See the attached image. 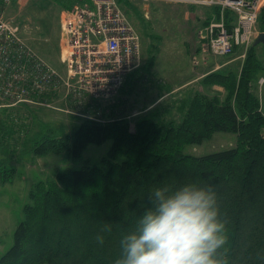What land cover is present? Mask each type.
I'll return each mask as SVG.
<instances>
[{"label": "trees", "instance_id": "16d2710c", "mask_svg": "<svg viewBox=\"0 0 264 264\" xmlns=\"http://www.w3.org/2000/svg\"><path fill=\"white\" fill-rule=\"evenodd\" d=\"M74 3L62 0L59 6L66 10ZM48 30L43 22V34ZM261 68L249 54L238 77L209 73L203 84L222 86L227 99L221 103L204 94L185 98L179 122L147 115L131 130L118 119L106 124L84 121L71 142H35L29 152L36 156L65 151L74 158L89 145H111L100 165L64 169L32 187L0 264H112L121 235L135 226L149 189L187 180L215 188L227 220L229 264H264V106L260 110L257 81ZM3 125L0 120V128ZM217 132L233 134L235 146L202 156L184 153L185 147L201 145ZM13 175V168L0 165V185L11 182ZM97 233L104 235L103 244L97 242Z\"/></svg>", "mask_w": 264, "mask_h": 264}, {"label": "rangeland", "instance_id": "374dc122", "mask_svg": "<svg viewBox=\"0 0 264 264\" xmlns=\"http://www.w3.org/2000/svg\"><path fill=\"white\" fill-rule=\"evenodd\" d=\"M61 2L25 0L23 5L11 0L5 13L8 20L21 26L24 44L58 75L64 72L60 61V18L64 12L59 6ZM119 5L140 36L141 60L126 76L112 100L72 101L58 86L59 77L56 76L55 89L50 93L31 96L28 101L14 106H3L6 103L0 101V120L4 122L0 128V165L14 170L11 182L0 185V257L12 245L14 230L22 219V208L29 202L28 193L32 187L40 181L54 179L64 169H79L84 164L100 165L111 145V141L89 145L80 157L74 158L65 151L36 156L29 152L35 142L46 138H68L71 142L73 133L84 121L106 124L118 119L131 130L137 120L147 115L156 121L173 119L179 122L178 109L185 98L204 94L224 102L227 99L225 89L216 84L205 86L203 79L209 73H232L238 77L249 54H254L261 62L259 74L264 76L263 44L255 48L237 47L228 56L202 53L197 33L206 23L220 21L222 13L217 8L175 0H122ZM231 18L230 13L224 14L227 23ZM43 22L49 29L46 34L42 32ZM259 22L261 26L257 27V32H264L263 13ZM260 92L263 107L264 94ZM235 142L233 134L217 132L201 145L185 147L184 153L202 156L233 148ZM12 151L14 155H10Z\"/></svg>", "mask_w": 264, "mask_h": 264}, {"label": "built area", "instance_id": "2783aa9c", "mask_svg": "<svg viewBox=\"0 0 264 264\" xmlns=\"http://www.w3.org/2000/svg\"><path fill=\"white\" fill-rule=\"evenodd\" d=\"M175 1L217 8L222 13L220 21L208 22L198 30V43L205 55H232L237 47L251 46L259 34L257 24L264 0ZM17 2L25 4V0ZM9 3L11 0H0V101L6 103L3 106L52 92L56 76L58 86L72 101L112 100L126 76L140 64V36L118 0H76L64 10L60 18V61L64 72L60 75L24 44L21 26L5 16ZM225 13L233 18L228 23ZM257 81L262 91L264 76ZM259 103L261 108V93Z\"/></svg>", "mask_w": 264, "mask_h": 264}, {"label": "clouds", "instance_id": "9594fccd", "mask_svg": "<svg viewBox=\"0 0 264 264\" xmlns=\"http://www.w3.org/2000/svg\"><path fill=\"white\" fill-rule=\"evenodd\" d=\"M112 264H229L227 220L215 188L198 180L152 186ZM104 235L97 233L98 243Z\"/></svg>", "mask_w": 264, "mask_h": 264}, {"label": "water", "instance_id": "95a60500", "mask_svg": "<svg viewBox=\"0 0 264 264\" xmlns=\"http://www.w3.org/2000/svg\"><path fill=\"white\" fill-rule=\"evenodd\" d=\"M254 45L263 44L264 45V32H261L255 39Z\"/></svg>", "mask_w": 264, "mask_h": 264}, {"label": "crops", "instance_id": "0c3cea01", "mask_svg": "<svg viewBox=\"0 0 264 264\" xmlns=\"http://www.w3.org/2000/svg\"><path fill=\"white\" fill-rule=\"evenodd\" d=\"M260 19V18H259ZM259 22V21H258ZM261 26V24H260V22L258 23V27H260ZM261 33V32H260ZM262 108V107H261Z\"/></svg>", "mask_w": 264, "mask_h": 264}, {"label": "bare ground", "instance_id": "6f19581e", "mask_svg": "<svg viewBox=\"0 0 264 264\" xmlns=\"http://www.w3.org/2000/svg\"><path fill=\"white\" fill-rule=\"evenodd\" d=\"M45 99V98H44ZM82 108V107H81Z\"/></svg>", "mask_w": 264, "mask_h": 264}]
</instances>
